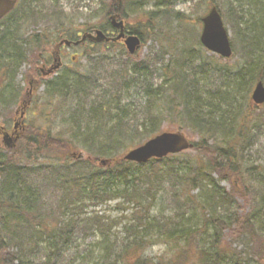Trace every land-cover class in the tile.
I'll list each match as a JSON object with an SVG mask.
<instances>
[{
	"label": "trees",
	"instance_id": "obj_1",
	"mask_svg": "<svg viewBox=\"0 0 264 264\" xmlns=\"http://www.w3.org/2000/svg\"><path fill=\"white\" fill-rule=\"evenodd\" d=\"M131 1L114 0L107 7V16L126 18ZM155 1L169 4L147 11L145 24L129 30L143 43L152 40L164 49L136 62L123 48L129 61L123 64L130 72L129 83L134 79L137 93L142 94L141 122L139 117L126 116L125 107L109 100L83 106L81 100H87L96 78L91 73L86 79L83 75L62 74L54 81L44 80L41 86L49 99L46 107L53 105V118L62 119L71 133L59 136L39 127L36 132L25 133L17 148H0V264H68L71 250L82 236L102 238L99 264H224L227 257H239L233 249L222 247L226 232L234 241L255 244V253L264 260V167H247L241 157L243 147L250 149L247 129L251 126L254 132L264 128V114L257 110L242 114L237 107L254 82H264V0H213L231 26L242 57L231 66L217 55L207 57L209 52L193 30L189 36L184 34L189 42L183 46L188 38L183 40L175 25L183 24L185 15L175 13L172 7L180 0ZM28 6L21 10L17 7L2 20H9L0 36V79L5 84L0 90L4 99L0 106L4 108L17 101L19 87L14 81L26 62L23 45H17L14 34L26 25L49 20L54 28L32 35L26 41L31 48L42 49L48 44L47 36L54 33L58 44L63 35L79 39L72 31L70 17L57 21L53 19L56 12L43 10L50 13L42 15ZM95 46L90 47L92 55L117 47L107 43ZM159 53L170 55V60L158 58ZM88 54L86 51L85 56ZM155 54L157 61L153 60ZM122 74L120 79L125 80ZM182 74L187 79L180 78ZM111 111L118 113L114 114L118 118L114 125ZM167 111L177 119L180 130L188 128L199 137L192 149L196 155L187 151L146 164L124 160L119 151L126 148L127 140L137 147L157 135ZM51 115L47 111L43 117L49 120ZM139 130L143 131L140 139L136 137ZM78 146L86 149L88 160L60 158ZM100 159H108L109 165H102ZM227 173L238 178L246 191L244 198L255 200L251 212L239 215L234 210V192L221 188V183L228 180ZM31 180L43 186H34ZM46 189H52L48 199ZM249 191L253 192L251 197ZM50 198L57 200L56 207ZM166 198L178 204L174 216L165 218L158 206L153 215L156 202ZM118 200L123 205L133 204L134 210L132 219L122 227L123 238H115L112 245L109 237L117 220L110 222L112 225L104 217L83 218L82 214L89 204ZM121 203L118 205L123 206ZM159 244L169 245L172 259L145 256ZM192 247L197 250L194 260Z\"/></svg>",
	"mask_w": 264,
	"mask_h": 264
},
{
	"label": "rangeland",
	"instance_id": "obj_2",
	"mask_svg": "<svg viewBox=\"0 0 264 264\" xmlns=\"http://www.w3.org/2000/svg\"><path fill=\"white\" fill-rule=\"evenodd\" d=\"M18 1L20 7L21 4H25L34 0ZM113 1L114 0H50L48 2L47 0H45L44 2H42V0H40L39 2L43 4V6H40L42 7L41 10L35 7H31V10L40 12L43 15L47 13L43 10L50 9L51 12L57 13L56 16H53V19L57 21L59 17H64L65 20L70 17V19L72 20V22L70 23L72 31L75 30L76 34L82 35V33L89 30V27H94L99 24H106V22L108 21V16L106 13V11H108L107 7H109V5ZM142 1L143 2L132 0L129 7V12L127 14L128 16H125L126 24L132 29H137V25L145 24V16L147 14V11H154L159 9V7H166L169 4L168 2L164 3L154 0ZM212 2L213 0H180L173 4L172 7H174L175 13L185 15L184 23L175 25V27L178 28V31L183 35L181 36L183 40H186V38H188L187 36H184V34L189 36L191 30L197 32L198 38L200 40V34L202 32L201 19L208 13V10L211 7L215 6L219 8L218 5H213L214 2ZM52 7H57L58 9H54ZM21 8L24 7H20V10ZM49 11L47 14L50 13ZM35 16L36 18H40V15L38 14ZM7 22H9V20L4 21L2 24H0V36L2 35V28H5ZM225 24L229 30L230 39L234 47V56L229 60H223V63H226L227 65L231 66L235 63H239L242 57L238 52L236 44L234 43V34L231 26L228 25L226 22ZM54 26L55 24L50 23L49 20L46 22L40 21L37 23L26 25L23 30L14 34V36H16L19 41V44L17 45H23L22 48L23 52L26 55V62L25 64H22L14 81L15 87H19L17 101L5 108L0 106V130L6 129L9 132L14 131V133L20 134L21 137L16 142L13 141L12 143L5 144L3 133L0 131V148L2 147L6 150L17 148L20 144L23 135L25 136V133L29 132V134H31L32 132H36V129H38L39 127L42 128V130L51 129L54 133H57L59 136H64V132L71 133V130L68 127L62 125V119L56 120L55 117L53 118V105H48L46 107L49 99L46 95L45 88L41 86V82H43L44 80L51 82L59 78L62 74L67 76L83 75V77L86 79V77H88V75L86 74L91 73V76L96 78L95 86H93L92 90L90 89L89 97L87 98V100H81L83 106L90 107V105H92L96 101L98 102L100 100H109L111 101V103H113V105L117 104L122 107H125L124 109L126 110V116H129V118L131 116V118L133 119L135 117H139L140 122L143 119L139 111L142 105V94L140 92L137 93V89L134 87V79H131L132 83H129L128 79L130 76V72L129 70H127L128 72L125 71V67H123V64L129 61L126 57L125 47L121 46L120 44H117V47L115 49H111V51H106V49H103L102 53H94V55H92L93 53L90 47L93 49L96 47L95 45H87L89 46L87 47V50L85 47L71 48L70 50L65 47L64 52L67 55H76L77 59L75 63H72L71 58H69L68 56L66 59H63L64 64H67V66L63 70L59 71L58 73L55 72L51 75L43 76L42 69L45 70V73L49 71L50 67L53 65V57L57 58V56L54 54V52H56L54 48H56L55 46H57L59 38L56 40L55 37H57V35L55 33L51 34L50 36H47L48 39L46 41L48 42V44L46 43L45 46L42 45V49L34 47L31 48L26 41L32 35H35L37 33L40 34L41 32H44L47 29H53ZM145 42L141 45L138 50V54L133 57L132 61L142 62L145 59L147 60V57L150 55V52L158 51L160 50V48H163L161 44H156L152 40L147 39ZM188 42L189 38L183 46H186ZM123 48L125 51L123 50ZM86 51H89L88 57L85 56ZM90 55L94 56V60L91 59ZM210 55L211 53L206 54L207 57H210ZM99 56L110 58L109 60H99ZM162 56H164L165 59L170 60V55H163L162 53L158 54V58ZM176 56L179 55L176 54L175 57ZM153 60L157 61L156 54L153 56ZM124 72L126 73L122 74ZM120 74H122L125 80L120 79ZM38 76H40V79L37 78ZM180 78L185 77L182 74ZM1 82L2 80L0 79V90L1 88L5 87L4 82ZM257 82L258 81L253 83L250 88V92H244V99H240L237 103V107L240 108L239 111L242 112V114L248 110H257V113L264 114V106L258 109L251 102L252 91ZM20 89H22V91H20ZM7 90L11 91L12 89L8 88ZM1 100L4 99L0 96V103ZM73 105H75V102L73 103ZM23 111L26 112L24 122L19 118L21 117L20 113H22ZM47 111L52 113L49 120L43 117V115ZM111 113L112 120L115 119L111 122V124L114 125L115 121L118 119L117 117L115 118L114 114L118 115V113L116 114V111H111ZM166 113L167 114L166 116H164V121L161 123V126L159 127V132L157 134L179 132L182 133L192 144L196 143L199 140V137L191 133L188 128L180 130V126L178 124L177 119L170 115L171 113L169 111H167ZM122 116L124 117V114ZM91 127L94 128V125H91ZM142 133L143 131L139 130L136 134V137L140 139ZM246 135L248 138L247 145L250 146V149L249 147L247 149L243 147V153L241 155L242 160L246 161L247 167H253L254 165L264 167V128L257 129L256 131L252 132L250 126L247 129ZM127 142L128 144L126 148H123L121 151H119V155H121L122 157H124L130 150L134 149L136 146V143H132L130 142V140H127ZM146 142L147 140H145L141 145ZM187 153H190L193 156L196 155V153L194 151L192 152V150L190 152L188 151ZM87 157L88 154L86 149L81 146L69 149L67 154L60 155V158L62 160L71 161L88 160ZM101 160L102 159H100V161ZM226 178L228 180L221 183V188L226 189V192L231 190L232 192H234L233 195L236 201L234 210L237 211L239 215L251 212L252 209L256 207L255 200L253 201L249 198H244L246 191L244 190L243 192V187L241 186V184L239 185V183L237 182L238 178L234 177V174L227 173ZM31 182L34 186H43V184H40L41 182L35 183L32 180ZM45 191V194L48 199L52 195V189L50 190V192H48L47 189ZM252 194L253 192L249 191L247 195L251 197ZM50 200L52 201L53 206L56 207L57 200L53 198H50ZM121 202V200H118L109 201L98 205L87 204L88 206L85 208L84 213L82 214L83 218H92L95 216L104 217L106 219H109L108 223L117 220L116 222L118 225H113L112 223H110L113 225L109 237L111 239L112 245L116 244L115 238L119 240L123 238L122 227L132 219L131 215L134 210L133 204L126 203L125 205H123L124 203ZM118 203H121V205L123 206H119ZM155 206V208H153L152 210L153 215H156L158 206V210L165 214L164 217L169 218L171 216H174L175 209L177 208L178 204L175 202H171L169 198H166L163 201L161 200L159 203L156 202ZM102 246H104L102 238L82 236V239L76 243L74 247L75 250H71L72 253H70L69 255L68 264H99V260L103 252ZM222 247L226 249H233L234 255L240 257H234L235 259L227 257L224 260V264L264 263V260L260 259L257 256L258 254H256L257 252L255 244L250 245L249 240L234 241L231 237H229L228 232H226L225 236L223 235ZM191 254L194 260V256L197 255V250L195 247H192ZM145 256L150 257L152 259L161 258L167 261L172 259L174 254L171 251L169 245L159 244L157 246L151 247L146 252ZM11 257H13L12 250H10L8 254V259L10 263Z\"/></svg>",
	"mask_w": 264,
	"mask_h": 264
},
{
	"label": "water",
	"instance_id": "obj_3",
	"mask_svg": "<svg viewBox=\"0 0 264 264\" xmlns=\"http://www.w3.org/2000/svg\"><path fill=\"white\" fill-rule=\"evenodd\" d=\"M16 5V0H0V20L9 14ZM203 29L200 36L201 44L211 53L216 54L222 58H230L233 55V47L230 41V34L226 29L225 23L221 14L216 7H213L210 12L202 18ZM120 28V34L115 41L125 38L124 23L120 22L118 25H114ZM87 38L90 40L101 43L108 40L106 36L98 31L95 35H86L82 41L75 43L79 45ZM141 39L138 36H128L125 39V45L130 54H134L141 47ZM66 44L70 46L71 43L65 41L61 45ZM58 65L54 69H58ZM53 69V70H54ZM50 70L48 74L52 73ZM252 100L256 105L264 104V84L258 82L252 93ZM18 137L16 138V140ZM14 140V141H16ZM13 140L10 135L5 134L4 143H12ZM193 148V144L182 135L181 133H163L150 140L145 144L131 150L126 156L125 160L136 162L139 164L147 163L152 158H164L171 154H178ZM103 165L107 164V161H102Z\"/></svg>",
	"mask_w": 264,
	"mask_h": 264
},
{
	"label": "flooded vegetation",
	"instance_id": "obj_4",
	"mask_svg": "<svg viewBox=\"0 0 264 264\" xmlns=\"http://www.w3.org/2000/svg\"><path fill=\"white\" fill-rule=\"evenodd\" d=\"M40 0H34V1H31V3H25V4H21V6L20 7H29L28 5H31L30 7H40L41 5L43 6V4L42 3H40L39 2ZM45 0H42V2H44ZM48 2L50 1V0H47ZM20 4H18V6H19ZM17 7V6H16ZM115 17H119V18H117V19H121L120 17V15L119 14H111L110 16H109V21H110V26L108 27V26H106V25H97L96 27H94L93 29H89V30H87V31H85L84 33H82V35H80V34H77V37L80 39V38H82L84 35H86V34H95L97 31H102L104 34H106V36L108 37V38H110V41L109 42H107V44H110V43H116V42H113V39H115L116 37H117V35L119 34V32H120V30H119V28L117 27V26H114V25H118V23H119V21H116L115 19H113V18H115ZM114 24V25H113ZM102 28H104V29H102ZM124 31H125V35L126 36H129V35H131V34H133V33H131V31L128 29V25L126 24V22H125V27H124ZM76 33V32H75ZM62 41L63 40H68V41H72V42H75V40H72V39H70L69 37H67V36H65V35H63L62 37ZM112 39V40H111ZM119 42H122V41H119ZM90 44V45H93L92 43H94V42H92L90 39H87L85 42H84V44H82V45H85V44ZM86 44V45H87ZM82 45H79V46H76V45H71L70 47H66V46H61L58 50H57V52H54V54L57 56V62H58V64L60 65V68L57 70V71H61V70H63L66 66H67V64L65 65L64 64V62H63V59H66L69 55H67L65 52H64V48L66 47L68 50H70L71 48H77V47H81ZM85 45V46H86ZM84 46V47H85ZM83 47V46H82ZM69 58H71V61H72V63H75V61H76V55H71V56H69ZM56 59H55V57H53V65H54V61H55ZM52 65V66H53ZM51 66V67H52ZM42 72H43V76L44 75H46L47 74V72L45 73V70L44 69H42ZM29 108V107H28ZM28 110V109H27ZM29 111V110H28ZM20 115H21V118H23V117H25L26 116V112H22V113H20ZM20 118V117H19ZM23 122H24V120H23ZM3 134H5L6 132L7 133H9V134H11L12 135V137L13 138H16V137H19V139H20V137H21V135L20 134H18V133H14V131H12V132H9L8 130H6V129H1L0 130Z\"/></svg>",
	"mask_w": 264,
	"mask_h": 264
}]
</instances>
